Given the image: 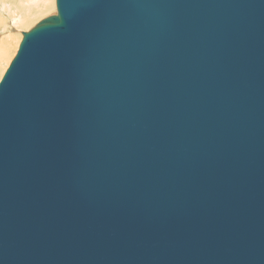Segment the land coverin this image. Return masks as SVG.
Instances as JSON below:
<instances>
[{
	"label": "water",
	"instance_id": "95a60500",
	"mask_svg": "<svg viewBox=\"0 0 264 264\" xmlns=\"http://www.w3.org/2000/svg\"><path fill=\"white\" fill-rule=\"evenodd\" d=\"M0 81V264H264V0H56Z\"/></svg>",
	"mask_w": 264,
	"mask_h": 264
},
{
	"label": "rangeland",
	"instance_id": "374dc122",
	"mask_svg": "<svg viewBox=\"0 0 264 264\" xmlns=\"http://www.w3.org/2000/svg\"><path fill=\"white\" fill-rule=\"evenodd\" d=\"M56 13V0H0V81L19 50L23 33Z\"/></svg>",
	"mask_w": 264,
	"mask_h": 264
}]
</instances>
